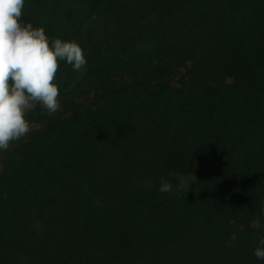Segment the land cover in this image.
I'll use <instances>...</instances> for the list:
<instances>
[{
	"label": "trees",
	"instance_id": "16d2710c",
	"mask_svg": "<svg viewBox=\"0 0 264 264\" xmlns=\"http://www.w3.org/2000/svg\"><path fill=\"white\" fill-rule=\"evenodd\" d=\"M245 2L209 12L186 0L142 38L111 44V54L99 51L100 71L86 65L74 72L59 62L55 82L62 101H72L105 76L135 73L144 83L107 93L75 120L46 123L19 147L0 175V264L18 257L37 264H155L163 255L172 262L182 256L225 264V253L240 252L244 240L234 244V223L251 217L264 224V0ZM109 59L113 63L106 65ZM189 62L211 82L171 87L157 69L167 65L173 72ZM146 127L184 140L186 152L178 155L180 141L157 139ZM107 144L131 199L126 209L118 204L97 209L88 190L92 179L84 172L102 175L112 157ZM168 151L173 157L220 152L219 191L211 198L219 214L207 219L197 250L194 236L203 214L191 198L161 193L157 180H148L151 187L138 186V174L152 178L155 173L146 157ZM93 188L101 194L103 185ZM30 203L66 208L75 227L68 236L53 230L40 234L29 224ZM262 234L255 233L243 247L253 261Z\"/></svg>",
	"mask_w": 264,
	"mask_h": 264
},
{
	"label": "rangeland",
	"instance_id": "374dc122",
	"mask_svg": "<svg viewBox=\"0 0 264 264\" xmlns=\"http://www.w3.org/2000/svg\"><path fill=\"white\" fill-rule=\"evenodd\" d=\"M186 0H26L24 9L22 10V21L31 22L34 26H43L47 34L54 38L58 34L64 35L65 40H76L85 50L87 57V65H96V70H103L97 62L99 51L105 50L111 54V44L124 46L128 39L142 38L145 33L152 29L155 22L160 19L166 20L177 13V10ZM189 1V0H187ZM201 9L209 12L225 11L231 4H245L246 0H192ZM112 57V55H111ZM113 59L108 60V64L113 63ZM165 76V82L171 87L187 89L191 85L195 87L202 84H209L211 78L208 74H197V68L192 63L174 70L171 66L159 65L157 68ZM144 80L141 75L135 73L122 74L119 76H105L97 78V82L85 87L83 94L74 98L72 101L60 100V107L55 114L49 113L42 105L27 114V119L31 121V131L19 141L12 143L11 147L0 153V175L7 171L11 158L17 153L19 147L45 129V124L56 125L59 121L65 119L79 118L86 113L92 106L104 99L107 93L121 89L126 85L134 86L143 84ZM145 127V126H144ZM153 130V135L160 139L162 136H169L170 141H180L177 136L168 135L160 129ZM123 138L124 135L121 134ZM173 137V138H172ZM230 147V146H229ZM178 149L182 155L186 152L183 142L178 143ZM185 150V151H184ZM176 153V152H175ZM219 151L200 153L194 152L190 156L173 157L172 152L157 154H149L146 157V164L152 165L155 173L152 178H147L146 174H138V186L144 185L146 180L160 181L161 177L169 180L173 185L177 183L176 174H193L196 181L190 186L189 191L167 193L169 197H190L191 200L201 209L203 219L197 225L194 242L195 250L199 247V238L207 226V219L219 213L215 212V208L211 204V198L216 196L219 186L217 177V156ZM106 154L111 157L110 162L104 166L102 175L89 171L84 173L92 179V183L88 190L92 194V200L96 202L97 209L110 210L114 205L118 204L126 207L130 204V197L124 192L121 183V174L118 164L116 163L111 145L107 144ZM98 183L103 185L101 194L94 192V188ZM86 185V184H85ZM30 206L29 224L33 228L45 234L49 230L59 231L65 235H69L76 225L74 214L59 205L55 207H40L33 204ZM124 209V210H125ZM226 225V224H222ZM235 233L233 242L237 244L241 240L240 252H234L223 256L225 264H232V258H235V264H256L252 260V253L245 252L243 247L251 242V238L255 233H260V223L251 217L241 219L234 223ZM247 231L255 232L248 235ZM217 234V233H215ZM250 236V237H249ZM236 242V243H235ZM238 243V244H239ZM237 247V245H236ZM235 247V248H236ZM224 254V253H223ZM245 255L246 257H242ZM159 261L155 264H199L196 259L186 261L185 258L179 256L175 261H169L170 256H158ZM157 258V257H156ZM13 264H37L28 257H18Z\"/></svg>",
	"mask_w": 264,
	"mask_h": 264
},
{
	"label": "clouds",
	"instance_id": "9594fccd",
	"mask_svg": "<svg viewBox=\"0 0 264 264\" xmlns=\"http://www.w3.org/2000/svg\"><path fill=\"white\" fill-rule=\"evenodd\" d=\"M26 0H0V153L7 151L31 131L27 114L37 105L55 114L60 107V89L55 82L59 62L80 72L87 65L85 50L76 40L50 37L43 26L23 22ZM173 185L160 178L161 193L185 192L196 181L191 174H176ZM146 187L151 182L146 180ZM264 213V208L261 209ZM259 223V221H258ZM264 233V224L260 225ZM264 261V234L254 250Z\"/></svg>",
	"mask_w": 264,
	"mask_h": 264
}]
</instances>
